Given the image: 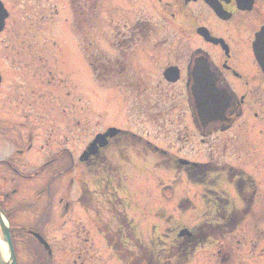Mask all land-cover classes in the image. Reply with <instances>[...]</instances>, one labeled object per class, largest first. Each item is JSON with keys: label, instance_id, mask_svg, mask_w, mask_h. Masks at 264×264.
Returning a JSON list of instances; mask_svg holds the SVG:
<instances>
[{"label": "flooded vegetation", "instance_id": "1", "mask_svg": "<svg viewBox=\"0 0 264 264\" xmlns=\"http://www.w3.org/2000/svg\"><path fill=\"white\" fill-rule=\"evenodd\" d=\"M1 1L5 16L0 18V264L2 259L9 261L11 254L7 233L15 264H97L94 241L85 225L77 224L76 208L86 211L93 229L123 264H142L141 240L120 227L112 231L104 219L102 223L96 220L89 179L78 174L84 169L90 174L103 166L110 180L111 154L116 150L136 154L171 151L160 150L149 135L120 128L106 139L105 147L80 161L74 149L80 125L77 87L65 91L72 102V115L63 124V110L57 102L58 94L62 100L64 93L63 78L78 76L79 58L84 56L90 77L94 83L102 79L106 93L119 88L132 94L129 101L137 107L138 126L150 125L163 131L164 137L173 133L182 138L174 127L185 121L186 109L189 124L196 129L191 110L193 78L212 76L216 90L228 95L226 114L234 119L232 127L249 109L264 110V72L254 54L264 31V0H105L97 11L99 4L94 5V0H70L69 28L58 20L52 29L47 22L52 14H47L45 6L15 7ZM95 17L110 30L104 48L99 47L100 37L94 36L93 28L78 35L80 19L93 24ZM45 79L53 85L54 100L45 94ZM108 127L92 134L90 141ZM201 132L205 137L198 131L199 141L206 143L212 133L207 135V128ZM183 159L187 158L168 161L169 166L189 173L198 165ZM208 164L201 163L202 180L210 176L217 181L226 172L229 186L236 189L234 204L254 205L258 189L246 172L231 167L225 171L220 166L222 171L207 170ZM63 170L65 175H59ZM66 180L68 186L63 183ZM72 189L78 192L73 198ZM210 195L217 206L229 203V191ZM205 197L206 201L210 198ZM249 216L228 210L217 214L222 221L216 234L221 262L229 264V252L225 250L222 256L226 228L237 229ZM197 235L176 236L168 245L167 263L188 259L198 243ZM132 243L133 251L127 246ZM182 244L183 251L178 252Z\"/></svg>", "mask_w": 264, "mask_h": 264}, {"label": "rangeland", "instance_id": "2", "mask_svg": "<svg viewBox=\"0 0 264 264\" xmlns=\"http://www.w3.org/2000/svg\"><path fill=\"white\" fill-rule=\"evenodd\" d=\"M7 1L13 3L15 7L20 5L45 6L47 14H52L47 20L48 27L51 29L58 20L63 23L64 27L69 28L70 26V0ZM103 1L105 0H97L95 4L94 0V5L99 4L98 8L94 9L95 11L103 7ZM20 11H24V9H19ZM56 13L59 14L55 15ZM19 16L22 14H16V17ZM22 26H25L24 23ZM89 28H93L95 37H100L97 42L100 48H104L110 30L107 29V26L99 23L98 17H95L93 24L87 23L81 18L78 24V35L80 37L86 35ZM18 37H22L21 33ZM17 49L23 53V48L18 46ZM79 49L84 55L83 47L80 44ZM82 58L86 62L85 57L82 56ZM83 60L79 58V74L76 78L68 76L63 78L61 86L64 87V93L62 100L61 93L58 94L57 100L63 110L62 117L63 124H65L69 122L72 115V102L65 95V91L73 92L74 87H77V114L80 125L78 141L74 149L81 155L92 134L107 126H117L128 129L129 133L137 132L149 135L160 150L162 148L171 151L166 154L162 152L155 154L151 150L139 154L113 151L111 159L114 163L112 172H114L113 177L115 178L111 184L112 189L104 182L106 173L103 172V166L100 169L96 168L90 174L86 169L80 170L78 176H82L84 180L89 179L88 186L94 192L96 220L99 219L102 223L104 219L105 223L110 224L113 230H116L120 224V219L135 226L136 229L133 228L130 231L136 232L135 235H138L142 245L148 249L146 253L152 254L155 258V255L159 257L165 253L168 245L175 240L178 229L196 228L203 221H213L216 218L214 215L217 211L215 206L206 204L205 194L210 196L208 200L213 198L207 191H215L219 195H224L229 191V203L224 205L222 211H234L237 214L249 213L250 216L243 219L242 225L238 227L237 231L230 234L224 241L226 246L222 256L226 250L229 252V264H264V110L249 109L247 115L230 129L225 132H213L212 136L205 140L206 143H201L197 129L189 124L187 104L184 103L182 108L186 109L183 114L185 121L180 122L179 127H174L182 134V138L173 133L164 137L163 131L160 133L150 125H146L144 128L138 126L137 107L131 106L129 101L132 94H127L119 88L111 89L106 93V89L102 86V79H96L97 83H94L86 66L87 63L85 64ZM153 80L152 85L156 83V78ZM153 88L155 89V86ZM52 90L53 85L48 84L45 79L44 91L50 100H54V95L50 92ZM258 113L259 115L255 116ZM63 143L69 144V141H63ZM177 157H184L196 162L198 165L194 170L197 176L203 173L200 168L201 163L207 161H209L207 170L220 166L224 167L225 171L231 167L246 172L254 180L255 188L258 189L254 205L249 207L242 206L238 202L234 204L233 199H237L236 189L229 186L228 179L225 178L226 172L223 173V178L219 175L217 181L212 177H207L206 180L209 182L203 186L192 184L193 180L199 181L197 176L190 179L189 176L181 172V180L175 191L162 192L160 186L157 187V182L159 179L175 177V174L171 173L174 169L169 168L168 161ZM164 161H167L165 166L161 164ZM217 169L221 170V168ZM63 183L67 185L68 181ZM77 193L75 189L74 191L72 189L71 197H76ZM181 201H183L182 205ZM75 218L78 220V225H85L84 228L90 231L95 245L94 253L97 264H123L112 249L107 248L103 237L95 226L93 229L92 224L87 220L85 210L76 208ZM217 245V243L213 245L210 242L199 245L186 264H228L226 261L221 262ZM127 246L128 249L135 250L133 243ZM175 260L178 261L177 258Z\"/></svg>", "mask_w": 264, "mask_h": 264}, {"label": "water", "instance_id": "3", "mask_svg": "<svg viewBox=\"0 0 264 264\" xmlns=\"http://www.w3.org/2000/svg\"><path fill=\"white\" fill-rule=\"evenodd\" d=\"M207 82L208 83H212V84H207V86H206V83H205V86L207 87V88H214L215 90H216V83H215V80H210V81H208L207 80ZM199 88H193V91H192V88H191V95H192V99H193V104H192V106H193V110H194V113L196 114V111H195V109H198V111L200 112V113H203V110L202 109H199V105H198V103H199V101H200V98H206V99H209V97H210V93H206V95H205V93L204 92H200L199 90H198ZM216 91H218V90H216ZM223 96L224 97H228V95L224 92V94H223ZM224 99V98H223ZM225 101H227V99L225 98L224 99ZM195 101H196V103H195ZM197 101H198V103H197ZM224 102V101H223ZM194 105H195V108H194ZM209 107H211V106H208L207 108H209ZM220 110V109H219ZM199 112H197V117L198 118H200V116H199ZM225 115H226V113H225ZM196 117V118H197ZM198 118H197V120H198ZM200 120H199V122H198V126H200ZM224 125H222V126H220L219 125V123H217L216 121H214L213 120V122L212 123H209L208 124V126L206 127L207 129H212V128H214V129H217V128H224L223 127ZM7 229H8V226H7ZM6 239H7V241H8V244H9V246H10V251H11V254H10V258H9V261H6V260H3L2 259V264H15V256H14V253H13V250H12V245H11V242H10V238H9V234L7 233V235H6Z\"/></svg>", "mask_w": 264, "mask_h": 264}, {"label": "trees", "instance_id": "4", "mask_svg": "<svg viewBox=\"0 0 264 264\" xmlns=\"http://www.w3.org/2000/svg\"><path fill=\"white\" fill-rule=\"evenodd\" d=\"M142 264H158V263L154 261L152 257H143ZM165 264H168V263H165Z\"/></svg>", "mask_w": 264, "mask_h": 264}, {"label": "snow or ice", "instance_id": "5", "mask_svg": "<svg viewBox=\"0 0 264 264\" xmlns=\"http://www.w3.org/2000/svg\"><path fill=\"white\" fill-rule=\"evenodd\" d=\"M217 103H219V101H217Z\"/></svg>", "mask_w": 264, "mask_h": 264}]
</instances>
